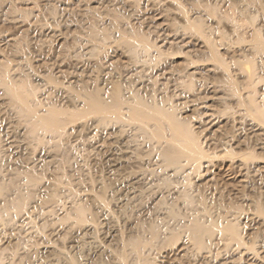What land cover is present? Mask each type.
<instances>
[{
	"label": "rangeland",
	"instance_id": "1",
	"mask_svg": "<svg viewBox=\"0 0 264 264\" xmlns=\"http://www.w3.org/2000/svg\"><path fill=\"white\" fill-rule=\"evenodd\" d=\"M1 257L264 264V0H0Z\"/></svg>",
	"mask_w": 264,
	"mask_h": 264
},
{
	"label": "bare ground",
	"instance_id": "2",
	"mask_svg": "<svg viewBox=\"0 0 264 264\" xmlns=\"http://www.w3.org/2000/svg\"><path fill=\"white\" fill-rule=\"evenodd\" d=\"M129 3V2H128ZM65 11V10H64ZM132 46V45H131ZM24 84V83H23ZM21 87V86H20ZM25 88H26V86H24ZM27 89V88H26ZM24 90V89H23ZM26 91H28V89L26 90ZM30 91H31V89H30ZM36 91V90H35ZM24 92V91H23ZM15 97L17 98V100H18V102L21 104V106L24 108V110L25 111H28V112H30V108L28 107V105H27V97L26 96H24V95H19L18 93H15ZM116 96V95H115ZM116 98V97H115ZM30 99V98H29ZM90 99H92V103H93V107H94V109H96L98 112H103V111H105L104 110V108H101L102 107V105L104 104H102L101 103V101L99 100V99H97V97L95 96V97H92V98H90ZM119 99V98H118ZM16 101V100H15ZM13 102V101H12ZM31 102V101H30ZM116 102V101H115ZM117 104H118V102H117ZM108 105V104H107ZM116 105V104H115ZM19 107V106H18ZM92 108V107H91ZM22 109V108H21ZM139 113V112H138ZM141 113V112H140ZM140 115V114H139ZM28 116V115H27ZM26 116V117H27ZM45 117V116H44ZM49 117H51V116H49ZM102 117V116H101ZM47 118V117H46ZM26 119V118H25ZM32 119V118H31ZM61 118L59 117V115H57V113H54L53 114V116H52V118L50 119V120H48V121H46V123H47V125L46 126H52V127H56L57 125H59V121H61L60 120ZM63 120V119H62ZM29 121V120H28ZM37 121V120H36ZM35 121V122H36ZM35 124V123H34ZM33 124V125H34ZM37 125V124H36ZM42 126H44V125H42ZM82 126V125H81ZM107 126V125H106ZM37 127V126H36ZM42 128V127H41ZM45 128V127H44ZM47 128V127H46ZM36 129H38V128H36ZM40 129V128H39ZM32 131V130H31ZM54 131V130H53ZM56 131V130H55ZM85 131V130H84ZM88 131V130H87ZM17 134V133H16ZM56 134V133H55ZM118 143V142H117ZM19 147V146H18ZM124 149V148H123ZM121 151V150H120ZM125 157V156H124ZM111 158V157H110ZM116 160V159H115ZM22 162V161H21ZM43 162H44V160H43ZM115 165V164H114ZM136 174V173H135ZM120 175V174H119ZM172 175V174H171ZM238 175V174H237ZM118 178V177H117ZM131 183V182H130ZM105 191V190H104ZM124 191V190H123ZM124 195V194H123ZM132 196V195H131ZM125 197V196H124ZM136 199V198H135ZM109 201V200H108ZM125 203V202H124ZM128 205V204H127ZM75 209V208H74ZM87 209V208H86ZM115 209V208H114ZM97 211V210H96ZM43 212V211H42ZM120 213V212H119ZM160 213V212H159ZM104 218H106V217H104ZM98 219V218H97ZM9 223V222H8ZM111 225V224H110ZM80 227V226H79ZM118 230V229H117ZM76 232V231H75ZM86 232V231H85ZM112 232V231H111ZM200 232V231H199ZM91 233V232H90ZM84 240V239H83ZM86 240V239H85ZM118 240V239H117ZM116 241V240H115ZM120 242V241H119ZM118 242V243H119ZM82 244H83V242H82ZM81 246V245H80ZM119 246V245H118ZM74 247H75V244H74ZM74 247H72V248H74ZM122 248V247H121ZM132 253V252H131ZM7 254V253H6ZM1 256H2V254H1ZM12 256V255H11ZM77 256V255H76ZM94 256V255H93ZM9 258V257H8ZM2 257H1V261H0V263L2 262ZM6 259V258H5ZM4 259V260H5ZM77 260V259H76ZM8 261V260H7ZM28 261V260H27ZM10 263V262H9Z\"/></svg>",
	"mask_w": 264,
	"mask_h": 264
}]
</instances>
